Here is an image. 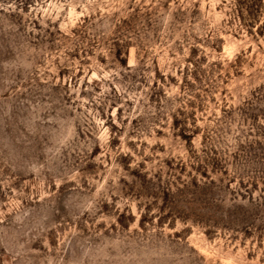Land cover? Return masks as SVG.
I'll return each instance as SVG.
<instances>
[{
  "label": "rangeland",
  "instance_id": "rangeland-1",
  "mask_svg": "<svg viewBox=\"0 0 264 264\" xmlns=\"http://www.w3.org/2000/svg\"><path fill=\"white\" fill-rule=\"evenodd\" d=\"M0 264H264V0H0Z\"/></svg>",
  "mask_w": 264,
  "mask_h": 264
}]
</instances>
